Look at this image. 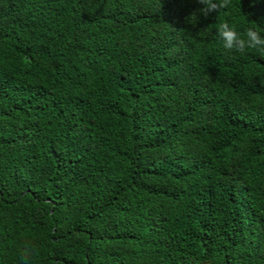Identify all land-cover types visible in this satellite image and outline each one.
<instances>
[{
    "label": "trees",
    "instance_id": "trees-1",
    "mask_svg": "<svg viewBox=\"0 0 264 264\" xmlns=\"http://www.w3.org/2000/svg\"><path fill=\"white\" fill-rule=\"evenodd\" d=\"M201 7L0 0V264H264V0Z\"/></svg>",
    "mask_w": 264,
    "mask_h": 264
},
{
    "label": "clouds",
    "instance_id": "clouds-1",
    "mask_svg": "<svg viewBox=\"0 0 264 264\" xmlns=\"http://www.w3.org/2000/svg\"><path fill=\"white\" fill-rule=\"evenodd\" d=\"M202 5L199 8L200 15L208 17L210 14H217L221 10H226L231 6L232 0H196ZM194 15V13L192 14ZM243 33L237 32L234 26L228 22H221L216 27V33L225 54L240 53L244 54L247 50H253L260 55H264V30L259 29L255 22ZM34 249L25 244L20 250L21 264H29V258Z\"/></svg>",
    "mask_w": 264,
    "mask_h": 264
}]
</instances>
